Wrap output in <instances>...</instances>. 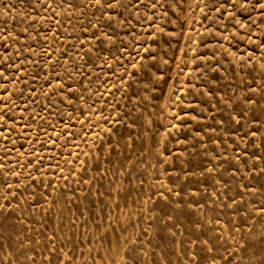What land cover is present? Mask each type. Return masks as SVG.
I'll return each instance as SVG.
<instances>
[{
  "label": "rangeland",
  "instance_id": "1",
  "mask_svg": "<svg viewBox=\"0 0 264 264\" xmlns=\"http://www.w3.org/2000/svg\"><path fill=\"white\" fill-rule=\"evenodd\" d=\"M0 264H264V0H0Z\"/></svg>",
  "mask_w": 264,
  "mask_h": 264
}]
</instances>
